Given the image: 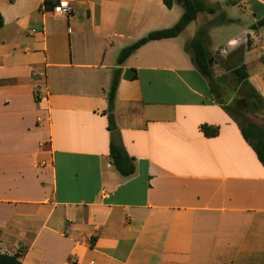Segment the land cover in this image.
<instances>
[{
    "label": "crops",
    "instance_id": "1",
    "mask_svg": "<svg viewBox=\"0 0 264 264\" xmlns=\"http://www.w3.org/2000/svg\"><path fill=\"white\" fill-rule=\"evenodd\" d=\"M60 1L0 0V253L21 264H264V167L186 50L223 15L210 38L225 45L212 54H240L234 69L264 100V0H206L216 15L121 66L138 73L121 79L114 107L129 177L110 157L113 73L124 49L183 9L67 0L68 22L52 12Z\"/></svg>",
    "mask_w": 264,
    "mask_h": 264
},
{
    "label": "trees",
    "instance_id": "2",
    "mask_svg": "<svg viewBox=\"0 0 264 264\" xmlns=\"http://www.w3.org/2000/svg\"><path fill=\"white\" fill-rule=\"evenodd\" d=\"M164 4L168 9H172L175 5H180L183 14L179 22L172 28L151 32L146 37L134 43L132 46L124 49L120 54L117 66L114 70L111 87L108 94V116L109 130L114 132L117 130L114 119V107L116 92L121 79L136 80L138 73L136 70H129L124 75L121 66L125 61L140 47L153 41L171 39L181 35L192 23L196 22L201 15L214 16L218 10L214 6L207 4L206 0H164ZM230 23L221 15L212 21H207L199 25L195 37L187 42L186 50L192 55V60L199 71L205 77L210 86L211 93L214 95L217 103L223 110L237 123L241 134L245 141L253 148L257 159L264 167V129L251 121L245 113H253L254 109H263L264 100L257 92L250 87L246 80L248 74L245 66L234 69L233 75L237 87L245 88V90H236L238 92V103L235 106L224 105L220 102L222 96L221 90L225 89L228 78L226 76L216 77L213 69V57L211 52L210 30ZM260 26H264V18L259 22ZM4 26V19L0 13V29ZM206 137H215L218 135L217 128L208 126L201 127ZM111 163L113 167L125 177L132 176L135 172L132 159H130L121 147L111 144ZM0 264H21L19 255H4L0 253Z\"/></svg>",
    "mask_w": 264,
    "mask_h": 264
},
{
    "label": "rangeland",
    "instance_id": "3",
    "mask_svg": "<svg viewBox=\"0 0 264 264\" xmlns=\"http://www.w3.org/2000/svg\"><path fill=\"white\" fill-rule=\"evenodd\" d=\"M225 42L222 40H218V44L211 48V52H215L216 48L220 49V46H224ZM232 55H226L224 52L220 54H212L213 57V69L215 63L219 64V69L216 70V76H224L228 78L225 89H222V96L220 98V102L224 105L235 106L238 103V92L236 90H245V88L237 87L235 84V77L233 75V69L238 64H240L241 55H235V60L231 58ZM247 118L253 121L256 125L262 127L264 129V108L263 109H254L253 113H245Z\"/></svg>",
    "mask_w": 264,
    "mask_h": 264
},
{
    "label": "built area",
    "instance_id": "4",
    "mask_svg": "<svg viewBox=\"0 0 264 264\" xmlns=\"http://www.w3.org/2000/svg\"><path fill=\"white\" fill-rule=\"evenodd\" d=\"M54 14L65 18L68 22H72L73 16H72V11L70 4L67 0H61L58 5H56L52 11ZM261 46L264 50V42H260ZM222 52H226V50H222Z\"/></svg>",
    "mask_w": 264,
    "mask_h": 264
},
{
    "label": "water",
    "instance_id": "5",
    "mask_svg": "<svg viewBox=\"0 0 264 264\" xmlns=\"http://www.w3.org/2000/svg\"><path fill=\"white\" fill-rule=\"evenodd\" d=\"M112 140H113V144L116 147H121V137L119 134V131H114L112 134Z\"/></svg>",
    "mask_w": 264,
    "mask_h": 264
}]
</instances>
